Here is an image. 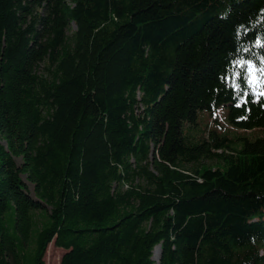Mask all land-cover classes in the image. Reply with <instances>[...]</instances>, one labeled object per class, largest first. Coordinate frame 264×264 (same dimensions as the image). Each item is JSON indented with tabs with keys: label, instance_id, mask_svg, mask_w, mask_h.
Listing matches in <instances>:
<instances>
[{
	"label": "trees",
	"instance_id": "obj_1",
	"mask_svg": "<svg viewBox=\"0 0 264 264\" xmlns=\"http://www.w3.org/2000/svg\"><path fill=\"white\" fill-rule=\"evenodd\" d=\"M221 105L264 129V0H0V264H264Z\"/></svg>",
	"mask_w": 264,
	"mask_h": 264
},
{
	"label": "rangeland",
	"instance_id": "obj_2",
	"mask_svg": "<svg viewBox=\"0 0 264 264\" xmlns=\"http://www.w3.org/2000/svg\"><path fill=\"white\" fill-rule=\"evenodd\" d=\"M228 107L227 105H221L219 107L218 115L220 117V121L225 125L224 129H229L231 135L238 134L244 135L246 137H250L254 139L255 137L264 136V129H253V130H236L231 128L229 125L226 124V114H227ZM208 122V113L206 110H202L200 112V124L199 128L204 129ZM214 123V121H213ZM213 126V125H212ZM5 140L2 138L0 134V144H5ZM65 249L62 247H58L55 245L54 241H51L47 247L44 259L46 264H61L60 259L62 258ZM156 252V250H155ZM156 255V254H155Z\"/></svg>",
	"mask_w": 264,
	"mask_h": 264
},
{
	"label": "water",
	"instance_id": "obj_3",
	"mask_svg": "<svg viewBox=\"0 0 264 264\" xmlns=\"http://www.w3.org/2000/svg\"><path fill=\"white\" fill-rule=\"evenodd\" d=\"M159 253H160V248L157 247V248H156V253H155V254H156L157 256H159ZM62 256H63V255H62Z\"/></svg>",
	"mask_w": 264,
	"mask_h": 264
}]
</instances>
